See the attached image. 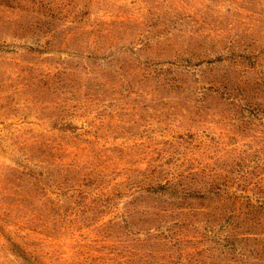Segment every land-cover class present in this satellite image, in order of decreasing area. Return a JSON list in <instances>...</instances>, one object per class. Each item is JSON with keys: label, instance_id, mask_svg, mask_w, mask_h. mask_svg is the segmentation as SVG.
Segmentation results:
<instances>
[{"label": "rangeland", "instance_id": "obj_1", "mask_svg": "<svg viewBox=\"0 0 264 264\" xmlns=\"http://www.w3.org/2000/svg\"><path fill=\"white\" fill-rule=\"evenodd\" d=\"M0 264H264V0H0Z\"/></svg>", "mask_w": 264, "mask_h": 264}]
</instances>
